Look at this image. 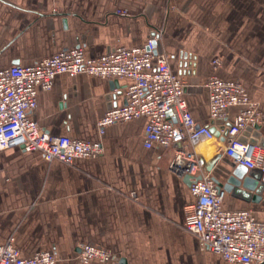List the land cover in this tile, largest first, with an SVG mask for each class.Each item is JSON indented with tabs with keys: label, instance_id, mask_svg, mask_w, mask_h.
<instances>
[{
	"label": "crops",
	"instance_id": "crops-1",
	"mask_svg": "<svg viewBox=\"0 0 264 264\" xmlns=\"http://www.w3.org/2000/svg\"><path fill=\"white\" fill-rule=\"evenodd\" d=\"M214 4L215 0H0V68L31 64L76 45L86 56H98L117 45H141L152 29L163 27L157 50L170 54L171 68L186 80L185 96L197 126L210 123L203 84L211 74L241 82L264 110L262 42L253 26L257 17H244L237 31L219 35L213 27H202L203 19L186 13ZM212 58L220 60L217 67ZM111 81L84 73L59 74L51 89L38 90L31 117L42 130L99 141L102 153L64 163L21 147L0 150V244L13 237L23 256L55 251L60 256L55 264H118L120 258L126 264H231L201 248L183 227V206L192 199L188 184L168 169L170 150L144 147V117L98 132V119L124 103V88L130 83L117 79L111 89ZM236 112L230 108L228 120ZM222 124H210L214 131L187 146L207 164L214 160L210 174L220 180L235 165L224 153ZM259 133L264 138V124ZM204 139H212L211 155L210 140ZM223 207L247 209L264 221V190L257 200L226 192ZM81 242L108 248L116 259L80 263L76 253Z\"/></svg>",
	"mask_w": 264,
	"mask_h": 264
},
{
	"label": "built area",
	"instance_id": "built-area-1",
	"mask_svg": "<svg viewBox=\"0 0 264 264\" xmlns=\"http://www.w3.org/2000/svg\"><path fill=\"white\" fill-rule=\"evenodd\" d=\"M120 14L128 15L121 10ZM162 31L154 28L145 42L136 46L117 45L94 57L85 55L80 45L62 49L31 64L0 68V150L21 147L39 152L44 159L72 163L76 158L101 155V142L70 135L45 132L31 117L38 90L51 89L59 74L79 73L117 80H130L124 88V103L106 110L98 119V132L116 122L144 117L143 145L171 151L168 169L179 177L188 176L191 201L183 206V227L194 234L199 246L218 254L231 264H264V221L247 209L223 207L226 191L218 187L205 161L189 144L210 133V124L225 125V155L234 163L264 173V145L254 133L264 124V110L253 100L241 82L209 75L210 123L197 126L185 96L186 80L171 68L170 54L157 50ZM211 64L217 67L218 58ZM237 108L228 120L229 109ZM223 131L222 128H220ZM55 251L41 250L23 256L9 237L0 244V264H55ZM76 259L109 262L113 252L96 244H78Z\"/></svg>",
	"mask_w": 264,
	"mask_h": 264
},
{
	"label": "rangeland",
	"instance_id": "rangeland-1",
	"mask_svg": "<svg viewBox=\"0 0 264 264\" xmlns=\"http://www.w3.org/2000/svg\"><path fill=\"white\" fill-rule=\"evenodd\" d=\"M252 1L255 2L252 3ZM215 2L216 4H214L213 8L210 7L205 10H186V13L188 12L196 19H203L205 26H201L205 28L213 27L219 35L226 34L229 31L234 33V31L239 29L240 23L244 21L246 17H257V23L253 26H255L257 35L261 37L262 56L260 57V62L262 64L261 66H264V0H215ZM171 10L174 11L173 9ZM156 28L161 29L163 35L164 28Z\"/></svg>",
	"mask_w": 264,
	"mask_h": 264
},
{
	"label": "water",
	"instance_id": "water-1",
	"mask_svg": "<svg viewBox=\"0 0 264 264\" xmlns=\"http://www.w3.org/2000/svg\"><path fill=\"white\" fill-rule=\"evenodd\" d=\"M116 86V80L110 82L111 89ZM228 124L229 122H226L225 125ZM225 125L220 127L223 129L224 134L226 133ZM214 129L213 126L210 127V131H214ZM257 129H259V127H257ZM254 134L260 137L259 130H256ZM260 139L261 143L264 145V138L260 137ZM213 165L214 160L210 161L208 164L205 162V169L210 172ZM212 178L218 187L244 200H249L250 198L252 200H257L264 190V173L256 169H248L242 164H235L231 167L224 180H220L216 176H212ZM183 179L189 184L188 176H184ZM118 264H126V261L124 258H120Z\"/></svg>",
	"mask_w": 264,
	"mask_h": 264
},
{
	"label": "bare ground",
	"instance_id": "bare-ground-1",
	"mask_svg": "<svg viewBox=\"0 0 264 264\" xmlns=\"http://www.w3.org/2000/svg\"><path fill=\"white\" fill-rule=\"evenodd\" d=\"M208 140H210V141H208ZM202 141H208V143H207V154L208 155H211L212 154V152H213V150H215L214 149V145H213V142H212V139H204V140H202ZM203 159V158H202ZM204 160V159H203ZM205 161V160H204Z\"/></svg>",
	"mask_w": 264,
	"mask_h": 264
}]
</instances>
